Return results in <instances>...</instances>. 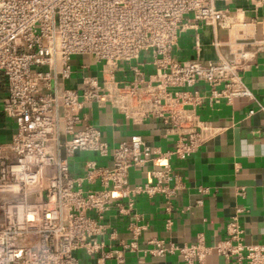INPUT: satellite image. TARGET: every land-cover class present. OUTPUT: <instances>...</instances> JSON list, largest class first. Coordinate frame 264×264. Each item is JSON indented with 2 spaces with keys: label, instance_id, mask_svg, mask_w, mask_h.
Here are the masks:
<instances>
[{
  "label": "built area",
  "instance_id": "2783aa9c",
  "mask_svg": "<svg viewBox=\"0 0 264 264\" xmlns=\"http://www.w3.org/2000/svg\"><path fill=\"white\" fill-rule=\"evenodd\" d=\"M228 1L0 0V115L14 123L0 141V264L122 262L145 228L134 210L136 196L161 194L170 211L183 187L170 160L187 159L222 130L199 108L253 99L244 73L264 47V31L258 36L264 0H246L250 14ZM206 26L213 58L201 53ZM188 30L194 54L179 58L175 49ZM84 56L95 72L89 62L74 63ZM198 83L208 92L194 88ZM92 104L135 123L160 120L171 147L151 146L137 133L110 146L85 112ZM258 106L264 113V87ZM84 152L104 162L86 159L83 172L74 173L70 161ZM148 166V180L129 181L131 169ZM240 212L229 216L226 236L210 244L199 233L183 244L152 238L147 250L177 253L187 264H204L213 252L229 264H262L264 243L243 241ZM112 216H128L131 240L117 239ZM171 223L167 218L166 228Z\"/></svg>",
  "mask_w": 264,
  "mask_h": 264
},
{
  "label": "crops",
  "instance_id": "0c3cea01",
  "mask_svg": "<svg viewBox=\"0 0 264 264\" xmlns=\"http://www.w3.org/2000/svg\"><path fill=\"white\" fill-rule=\"evenodd\" d=\"M228 5L241 7L246 14L251 13L247 11L246 0H229ZM259 19L263 25L258 26V36H261L264 31V8L259 12ZM219 32L223 37V30ZM193 33V30H188L180 36L178 48L175 49L179 58L194 54ZM211 34V27L201 28V53L204 58L215 56L210 46ZM145 57V53H142L139 58ZM81 62L91 63V70L95 72L96 65L92 64L90 57L74 59V63ZM120 65L126 67L127 64ZM145 70L150 71L151 68L146 67ZM244 81L253 99L242 97L232 103L220 101L199 108L202 118L211 120L222 130L187 159L170 160L174 173L183 183V187L171 198L170 211L165 209L161 194L136 196L134 210L141 215L139 223L145 224L137 247L125 251L122 262L109 259L105 264H187L177 253L152 255L147 248L153 244L148 240L158 238L166 243H192L202 233L205 242L210 244L226 236V222L238 208L241 209L239 223L243 229V241L248 244L264 243V113L258 110V104L263 101L264 47L256 53L251 68L244 73ZM194 88L208 92V86L203 83L196 84ZM250 110L253 112L249 114ZM85 112L110 146L128 139L133 133L140 134L147 144L162 150L172 145L173 138L163 136L164 127L158 119L148 118L135 123L110 107L98 108L95 104L85 108ZM13 130V121L0 115V141L8 139ZM89 158L98 159L94 152H84L71 159V170L82 173L83 162ZM98 160L104 162L103 159ZM149 168L131 169L129 181L139 183L148 180ZM200 186L207 187L208 191L200 192ZM241 187L244 189L243 195L237 193ZM198 199H201V204L196 202ZM167 218L172 220L169 228L165 226ZM127 219L128 216L121 219L111 217L119 228L118 240H131V234L124 228ZM114 244H117V240H114ZM204 264H229V261L213 252L206 256ZM240 264L249 263L242 261Z\"/></svg>",
  "mask_w": 264,
  "mask_h": 264
},
{
  "label": "rangeland",
  "instance_id": "374dc122",
  "mask_svg": "<svg viewBox=\"0 0 264 264\" xmlns=\"http://www.w3.org/2000/svg\"><path fill=\"white\" fill-rule=\"evenodd\" d=\"M0 79H1V74H0ZM4 93H5V88L3 87V84L0 81V100L2 99Z\"/></svg>",
  "mask_w": 264,
  "mask_h": 264
}]
</instances>
